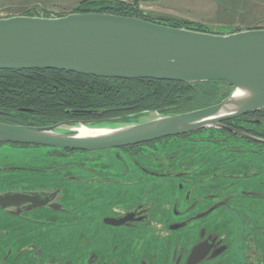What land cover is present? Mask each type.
Returning a JSON list of instances; mask_svg holds the SVG:
<instances>
[{
    "label": "flooded vegetation",
    "instance_id": "obj_1",
    "mask_svg": "<svg viewBox=\"0 0 264 264\" xmlns=\"http://www.w3.org/2000/svg\"><path fill=\"white\" fill-rule=\"evenodd\" d=\"M0 264H264V108L99 150L0 142Z\"/></svg>",
    "mask_w": 264,
    "mask_h": 264
},
{
    "label": "water",
    "instance_id": "obj_2",
    "mask_svg": "<svg viewBox=\"0 0 264 264\" xmlns=\"http://www.w3.org/2000/svg\"><path fill=\"white\" fill-rule=\"evenodd\" d=\"M105 1L66 15L0 17V70L56 69L121 79L183 83L224 82L233 90L219 102L191 111H145L99 120H63L51 125L0 122V142L73 150H99L158 140L205 128L264 108V28L209 32L93 11ZM110 2V1H108ZM21 110L31 111L29 108ZM89 115L99 110H71ZM0 113L6 111L0 108ZM153 114L151 118L142 119ZM108 132L80 136L78 129Z\"/></svg>",
    "mask_w": 264,
    "mask_h": 264
},
{
    "label": "trees",
    "instance_id": "obj_3",
    "mask_svg": "<svg viewBox=\"0 0 264 264\" xmlns=\"http://www.w3.org/2000/svg\"><path fill=\"white\" fill-rule=\"evenodd\" d=\"M88 1H83L72 12L89 8L86 6ZM99 1L105 2L93 6V11L154 21L151 12L139 9L138 0L135 3ZM23 14L41 15L32 10ZM44 15L51 13L45 12ZM162 16L165 18H159L160 23L218 32L186 18ZM218 82L191 84L158 79L106 78L56 69L0 70V107L11 112L19 108L31 109L26 112L33 115V125H51L70 116H85L73 114L71 110H99L98 113L104 112L102 118L123 117V120L130 121L131 116L138 118L137 115L145 111L164 110L165 114H176L216 103L220 101L217 99L219 90L215 88Z\"/></svg>",
    "mask_w": 264,
    "mask_h": 264
},
{
    "label": "rangeland",
    "instance_id": "obj_4",
    "mask_svg": "<svg viewBox=\"0 0 264 264\" xmlns=\"http://www.w3.org/2000/svg\"><path fill=\"white\" fill-rule=\"evenodd\" d=\"M83 1L85 0H0V17L21 15L29 10L41 14L70 13ZM119 1L135 3L137 0ZM138 4L142 11L192 18L189 20L208 25L218 32L226 33L236 28H264V0H138ZM152 116L153 114H149L141 118Z\"/></svg>",
    "mask_w": 264,
    "mask_h": 264
},
{
    "label": "bare ground",
    "instance_id": "obj_5",
    "mask_svg": "<svg viewBox=\"0 0 264 264\" xmlns=\"http://www.w3.org/2000/svg\"><path fill=\"white\" fill-rule=\"evenodd\" d=\"M106 132H108V130L106 129L97 130V129H89L87 127H81L80 129H78V133L80 136L95 135V134L106 133Z\"/></svg>",
    "mask_w": 264,
    "mask_h": 264
},
{
    "label": "crops",
    "instance_id": "obj_6",
    "mask_svg": "<svg viewBox=\"0 0 264 264\" xmlns=\"http://www.w3.org/2000/svg\"><path fill=\"white\" fill-rule=\"evenodd\" d=\"M151 13H154V12H151ZM174 17H176V15H173ZM182 17H184V16H182ZM188 19H192V18H188Z\"/></svg>",
    "mask_w": 264,
    "mask_h": 264
},
{
    "label": "built area",
    "instance_id": "obj_7",
    "mask_svg": "<svg viewBox=\"0 0 264 264\" xmlns=\"http://www.w3.org/2000/svg\"><path fill=\"white\" fill-rule=\"evenodd\" d=\"M41 15H44V14H41Z\"/></svg>",
    "mask_w": 264,
    "mask_h": 264
}]
</instances>
